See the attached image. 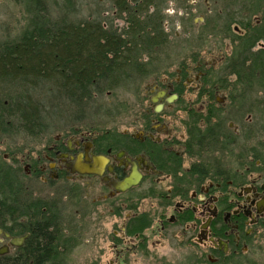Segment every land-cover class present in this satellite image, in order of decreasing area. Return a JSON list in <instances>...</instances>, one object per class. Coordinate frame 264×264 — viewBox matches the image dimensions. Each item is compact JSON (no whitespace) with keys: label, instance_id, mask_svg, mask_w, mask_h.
<instances>
[{"label":"flooded vegetation","instance_id":"af4514ba","mask_svg":"<svg viewBox=\"0 0 264 264\" xmlns=\"http://www.w3.org/2000/svg\"><path fill=\"white\" fill-rule=\"evenodd\" d=\"M96 3L87 21L99 36L143 44L112 63L124 74L121 57L137 54L138 84L152 76L151 48L172 62L184 42L220 35L226 53L208 62L198 52L175 79H151L129 129H3L0 264H264V95L246 111L248 94H220L211 77L238 51L264 50V0ZM194 84L210 91L198 109L184 95ZM105 212L116 221L104 238ZM107 241L111 254L72 260V248Z\"/></svg>","mask_w":264,"mask_h":264},{"label":"rangeland","instance_id":"374dc122","mask_svg":"<svg viewBox=\"0 0 264 264\" xmlns=\"http://www.w3.org/2000/svg\"><path fill=\"white\" fill-rule=\"evenodd\" d=\"M96 4V0H40L39 4L36 2L32 9V3L25 0H0V44L4 45L18 41L26 26L30 24L33 17L32 12L36 9H40L38 13L39 17H42L41 19L50 24H78L86 22L91 17H95ZM207 39L194 38L192 42L188 44L184 42L177 49L174 48V53L178 54L176 60L174 59L175 63L174 61L168 62L167 60L154 58L156 56L154 55L155 50L151 48V56L153 58L150 69L152 76L148 81L142 84H138L133 79H126V82H116L112 88H106L102 95L95 96V98L88 102H75L74 104L67 101L59 95V91L55 86L54 88L51 87L50 82L40 84V87L32 90L20 86L18 84L19 81H16L17 83L14 84L11 81L0 79V103L11 109L15 101L26 98L32 104L34 103L39 106L41 116L38 119V123L35 124L34 129H46L48 134L51 132L50 129H63L79 125L99 127L100 129H93L99 133L113 131L118 129V127L119 129H129L135 118L134 111L138 109V106L142 104L146 105L144 99L151 92L152 86H149V83L152 82L151 79L157 75L159 78L168 77L175 79L178 72L176 64L182 63V61L191 62L189 57L197 55L198 52L208 62H211L215 54H217L214 51L226 53V38L224 36L217 35L215 37H208ZM210 48L212 51H210ZM219 49H222V51ZM219 67L217 69L218 73L211 76L215 80H218L216 87L219 88V93L228 96L230 93H234L233 95L240 94V96L241 94H248L249 96L247 95L246 97L248 110L246 111H249L254 104L258 103L259 97L262 96L260 89L258 92H252V89L247 93L243 92V90L240 91L241 85L237 83V76L229 74V72L224 73L222 69L219 70ZM136 72L133 69L130 75ZM10 73L11 75H15L14 71ZM128 74L127 77H130ZM224 79H227V81L230 79V81L227 82L225 80L223 83ZM222 83H228L230 87L224 89ZM235 88L236 91L234 90ZM207 89L203 84L187 86L184 95L186 100L197 101L194 109L201 108L202 100L205 99V93L210 92ZM262 98L264 100V97ZM8 123L10 124V121ZM16 125L10 124L8 127L0 125V137L3 135L1 132L3 129H18ZM19 135L17 140L22 138V135ZM76 210L77 208H73L72 213L74 214ZM105 213L100 221V228L103 231L104 238L112 233L116 221L109 213ZM99 252L107 255L111 254L110 241L103 243V245L83 244L75 249L72 248L71 258L72 260H81ZM177 252V250L166 251L167 259L170 260L173 257L172 259L175 260ZM160 255L162 256V253Z\"/></svg>","mask_w":264,"mask_h":264},{"label":"trees","instance_id":"16d2710c","mask_svg":"<svg viewBox=\"0 0 264 264\" xmlns=\"http://www.w3.org/2000/svg\"><path fill=\"white\" fill-rule=\"evenodd\" d=\"M33 5L35 3L31 5L32 9ZM39 12L40 9L32 12L30 24L18 41L0 44V79L14 84L19 81L20 86L32 90L50 82L59 95L74 104L88 102L102 95L106 88H112L116 82L132 79L127 77V73L130 76L131 66L137 62L135 53L143 45L138 39H128L132 41L129 43L101 37L96 32L98 27L90 22L50 24L39 17ZM128 44L136 50L134 55L129 56V50L124 49L128 57L120 59L124 69L122 74L112 63L117 60V54L122 55V49ZM228 61L229 65L222 67V72L236 74L243 92L247 93L250 89L258 92L260 89L264 95V50L256 53L241 50ZM11 71L15 75H11ZM116 73L121 74L115 77ZM39 111L40 107L26 98L15 101L11 109L0 103V125L8 127L17 124L23 129H34L41 116ZM39 257L37 264L50 261L49 256Z\"/></svg>","mask_w":264,"mask_h":264},{"label":"water","instance_id":"95a60500","mask_svg":"<svg viewBox=\"0 0 264 264\" xmlns=\"http://www.w3.org/2000/svg\"><path fill=\"white\" fill-rule=\"evenodd\" d=\"M131 184H130V181H126L125 183H123L120 188L121 189H126L127 187H129Z\"/></svg>","mask_w":264,"mask_h":264}]
</instances>
